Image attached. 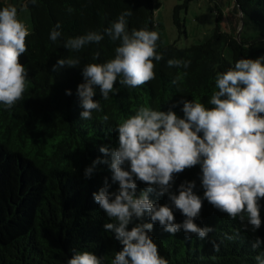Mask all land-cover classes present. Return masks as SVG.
I'll return each mask as SVG.
<instances>
[{
	"label": "trees",
	"instance_id": "16d2710c",
	"mask_svg": "<svg viewBox=\"0 0 264 264\" xmlns=\"http://www.w3.org/2000/svg\"><path fill=\"white\" fill-rule=\"evenodd\" d=\"M24 1L32 25L26 37L27 51L19 57L27 71L26 91L12 108L0 105V264H66L73 250L92 252L101 264H111L122 245L114 233L105 231L103 225L114 221L99 208L92 194L102 187L117 193L119 185L112 181L108 163L97 164L90 178L85 177V168L97 158L110 163V156L99 148L117 147L115 128L141 106L164 112L171 109L179 118H184L183 105L177 103L181 100L213 107L209 101L218 91L217 73L227 71L238 59H253V50L236 31L219 28V11L214 29L203 42L178 48L164 44L157 30L154 9L159 6L158 0ZM183 1L186 4L190 0ZM234 4V11L239 8L243 18L260 27L259 38H264V0H234ZM4 7L5 2L0 0V9ZM125 11L131 12L126 17L129 33L147 29L159 34L156 51L163 59L153 60L155 79L129 88L121 85L118 77L107 100L94 86L93 99L99 101L102 111H93L90 120L81 119L83 109L76 90L84 82L82 68L114 58L120 41L113 42L104 29ZM57 24L61 36L53 42L49 36ZM90 31L104 34V39L79 51L64 47L68 39ZM96 53L99 56L94 59ZM58 59H79L80 64L53 71ZM174 59L191 63L186 69L169 66L168 61ZM184 72L187 75L173 84ZM65 90H70L71 95H66ZM105 115L107 121L102 119ZM122 168L130 171L127 162ZM201 175L199 165L187 168L174 175L169 191L178 194L179 185L194 182L193 192L202 199V209L194 222L211 231L203 239L182 230L172 235L156 223L149 235L159 254L168 264H257L255 257L264 253V245L253 250L251 244L258 237L264 240V198L259 201L261 227L255 231L246 213L243 221L230 218L203 198ZM136 185L139 196L147 184L136 180ZM149 199L168 205L174 222L185 219L168 194L149 193ZM137 222L133 220L128 229ZM142 222H151L147 214Z\"/></svg>",
	"mask_w": 264,
	"mask_h": 264
},
{
	"label": "clouds",
	"instance_id": "9594fccd",
	"mask_svg": "<svg viewBox=\"0 0 264 264\" xmlns=\"http://www.w3.org/2000/svg\"><path fill=\"white\" fill-rule=\"evenodd\" d=\"M35 0H33V3ZM71 11V9H69ZM123 12L110 27L104 29L113 42L119 40L114 58L105 63L83 66V83L77 86V96L83 109L80 118L92 119L93 111H102L99 101L93 99L94 86H98L102 99H109L117 82L129 88L140 87L155 79L153 60L163 59L158 54L159 34L147 29L127 30ZM59 24L50 32V40L61 36ZM104 34L90 31L83 36L70 38L64 47L79 51L90 43H99ZM27 26L17 19V9L7 6L0 9V105L12 108L23 99L26 91L27 71L19 57L27 51ZM96 53L94 59L98 58ZM191 61L169 60V66L188 68ZM79 59H58L53 71L60 67H78ZM187 73H180L172 81L177 84ZM218 91L204 104L181 100L184 118L171 109L167 112L141 106L134 115L117 125L118 146H102L99 151L107 160L97 158L84 170L90 178L97 164L108 163L112 181L117 182V193L106 187L93 193L94 201L114 222L103 225L105 231L114 233L122 249L116 252L111 264H168L159 254L149 233L158 223L164 231L175 235L181 230L203 239L211 231L194 220L202 209V199L193 192L194 182L179 185L178 194L169 190L175 174L199 165L203 198L230 218L239 217L256 231L261 227L260 204L264 198V56L256 59L241 58L215 78ZM71 95L70 90H65ZM176 105H173L175 107ZM104 121L108 116L102 117ZM202 133L201 135H198ZM127 162L130 171L122 168ZM135 177V179L133 178ZM136 180L147 184L136 196ZM107 185V181H105ZM168 194L176 209L185 217L182 223L174 222L168 205L153 203L149 193ZM147 214L150 223L142 222ZM135 221L131 229L128 225ZM264 245L259 237L251 244L253 250ZM257 264H264V253L255 257ZM66 264H101V259L89 251H75Z\"/></svg>",
	"mask_w": 264,
	"mask_h": 264
},
{
	"label": "rangeland",
	"instance_id": "374dc122",
	"mask_svg": "<svg viewBox=\"0 0 264 264\" xmlns=\"http://www.w3.org/2000/svg\"><path fill=\"white\" fill-rule=\"evenodd\" d=\"M5 6L17 9V19L23 22L29 32L32 30L30 14L24 0H2ZM159 6L154 9V21L158 23L164 44H175L178 48H187L200 44L216 25L217 12L221 13L218 21L222 31H236L238 37L248 40L251 45L253 59L264 56V38H259L260 27L246 17H240L238 11L232 9L234 0H190L184 4L183 0H158ZM184 4V5H183ZM176 15L175 14V8ZM176 19H175V18ZM225 57L230 60L227 50Z\"/></svg>",
	"mask_w": 264,
	"mask_h": 264
},
{
	"label": "crops",
	"instance_id": "0c3cea01",
	"mask_svg": "<svg viewBox=\"0 0 264 264\" xmlns=\"http://www.w3.org/2000/svg\"><path fill=\"white\" fill-rule=\"evenodd\" d=\"M220 3L221 2H223V0H218ZM234 6H235V4L233 5V7L232 8H230V9H232L233 11H234ZM235 12V11H234Z\"/></svg>",
	"mask_w": 264,
	"mask_h": 264
},
{
	"label": "water",
	"instance_id": "95a60500",
	"mask_svg": "<svg viewBox=\"0 0 264 264\" xmlns=\"http://www.w3.org/2000/svg\"><path fill=\"white\" fill-rule=\"evenodd\" d=\"M238 12H239V14H240V17L242 18L243 16H242V14H241V12H240V9L238 8Z\"/></svg>",
	"mask_w": 264,
	"mask_h": 264
}]
</instances>
